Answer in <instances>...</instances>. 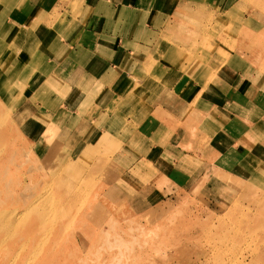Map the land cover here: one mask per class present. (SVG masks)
I'll use <instances>...</instances> for the list:
<instances>
[{"label":"rangeland","instance_id":"374dc122","mask_svg":"<svg viewBox=\"0 0 264 264\" xmlns=\"http://www.w3.org/2000/svg\"><path fill=\"white\" fill-rule=\"evenodd\" d=\"M165 16L154 23L168 28L149 42L153 58L190 71L218 58L264 87V0H182ZM167 68L159 80L173 77L174 64ZM26 70L0 61L8 73L0 72V264H264V143L253 152L241 139L234 154L187 157L178 183L134 164L137 145L123 136L135 128L129 109L96 142L45 131L34 111L16 109L24 85L11 100ZM216 126L187 125L202 149Z\"/></svg>","mask_w":264,"mask_h":264},{"label":"crops","instance_id":"0c3cea01","mask_svg":"<svg viewBox=\"0 0 264 264\" xmlns=\"http://www.w3.org/2000/svg\"><path fill=\"white\" fill-rule=\"evenodd\" d=\"M181 2L2 0L0 61L29 70L16 79L11 92L13 100L25 86L24 101L17 102L16 109L34 111V117L46 123L45 131L57 128L63 141L79 144L100 140L111 122L113 129L120 128L122 112L129 109L135 128L129 138L123 135L124 141L137 147L131 149L134 158L128 157L137 165L151 163L156 173L174 175L178 183L186 181L191 165L184 159H200L203 150L213 157L234 154L247 143L249 151H260L264 87L252 81L249 69L240 66L235 71L233 64L219 68L218 58H207L206 65L190 71L176 66L174 58H153L148 52L154 33L168 28L154 23L163 22L166 12L175 13ZM162 60H171L175 68L165 81L159 79L171 63L166 67ZM214 67L217 73L210 82ZM189 106L193 113H187ZM210 121L221 123L202 149L194 144L199 133L193 135L187 125ZM44 135L49 136L43 133V140ZM193 169L189 173L195 175Z\"/></svg>","mask_w":264,"mask_h":264},{"label":"bare ground","instance_id":"6f19581e","mask_svg":"<svg viewBox=\"0 0 264 264\" xmlns=\"http://www.w3.org/2000/svg\"><path fill=\"white\" fill-rule=\"evenodd\" d=\"M21 67V66H20ZM18 72V71H17ZM11 75V74H10ZM17 75V74H16Z\"/></svg>","mask_w":264,"mask_h":264}]
</instances>
